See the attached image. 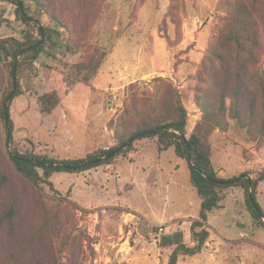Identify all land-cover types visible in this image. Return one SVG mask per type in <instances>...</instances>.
Listing matches in <instances>:
<instances>
[{
  "label": "rangeland",
  "instance_id": "374dc122",
  "mask_svg": "<svg viewBox=\"0 0 264 264\" xmlns=\"http://www.w3.org/2000/svg\"><path fill=\"white\" fill-rule=\"evenodd\" d=\"M39 1L64 27L55 25L42 12L35 13L50 36L37 59L19 70L22 94L12 105L14 133L7 146L0 115V171L8 175L19 199L20 236L35 223L38 209L32 206V191L13 170L7 150L15 147L20 152L31 150L55 158L82 157V142L76 148L63 146L66 129L82 137L83 124L92 118L100 132L101 103L108 112L109 128L123 105L130 102L128 84L151 90V80L157 76L168 78L181 93L189 132L200 115L193 100L199 84L196 74L225 14L220 0ZM31 9L36 11L34 4ZM23 28L15 19L14 5L0 2V39L19 38ZM98 56L102 58L100 69L84 83L89 61ZM260 65L264 68V59ZM8 83V68L0 61V100ZM51 89L66 92L61 97L69 109L66 124L57 126L55 117L39 111L37 97ZM140 101L137 99V103ZM27 108L37 114L39 125L31 132L25 129L22 118ZM74 109L82 115L74 116ZM89 141L88 149H93ZM208 142L212 164L226 175L247 171L256 176L264 170V137L250 141L234 121H229L225 132L214 130ZM112 143L108 135L107 142L100 146ZM133 145L134 156L128 159L119 156L113 165L87 173H54L50 177L54 190L41 185L44 208L58 204L64 215L53 236L35 244L33 252L38 257L47 259L53 254L62 264H166L172 247L162 246L160 236L178 228L181 222L184 241L190 243L187 220L197 216L199 203L189 182L187 162L176 155L173 145L159 152L157 143L149 137L137 139ZM257 200L264 211V179L258 182ZM221 203L223 206L212 210L206 221L210 237L220 250L213 253L206 247L193 257L194 263L264 264V228L253 222L242 193L237 197L225 194ZM159 226L163 230L156 236ZM64 237L66 245L61 248L58 240ZM7 246L3 234L0 261ZM179 264L192 262L181 260Z\"/></svg>",
  "mask_w": 264,
  "mask_h": 264
},
{
  "label": "trees",
  "instance_id": "16d2710c",
  "mask_svg": "<svg viewBox=\"0 0 264 264\" xmlns=\"http://www.w3.org/2000/svg\"><path fill=\"white\" fill-rule=\"evenodd\" d=\"M77 1L81 3L82 0ZM0 2L14 5L15 19L24 27L21 37L0 39V61L6 64L9 73L8 87L3 90L0 100L7 146V133L10 144L14 133L12 105L22 94L19 70L37 59L50 36L47 26L35 13L42 12L61 28L64 25L54 19L39 0ZM31 4L35 5V12ZM219 4L225 14L196 74L199 84L194 88L193 100L200 115L189 132L188 114L181 93L168 78L157 76L151 80V90L128 84L130 102L123 105L108 128L113 141L109 146L96 145L84 156L75 158H55L31 150L20 152L15 147L7 150L16 175L32 191V206L38 209V216L27 234L20 236L19 199L16 190L10 187L8 175L0 171V238L4 234L8 244L0 264H62L53 254L43 259L33 252L41 238L53 236L60 217L64 215L58 204L44 208L41 185L54 190L50 180L54 173L77 174L113 165L119 156L128 159L134 150V141L144 137L155 139L159 150L174 146L176 155L187 162L189 182L199 199L197 216L189 218L190 243L183 240L180 231L176 232V238L172 237L174 233L160 236L162 246L172 247L166 264L190 261L203 249L210 234L206 228L208 212L221 207L223 195L229 188H237L242 193L243 204L253 222L264 228V211L257 200V185L264 179V170L256 176L242 171L227 178L221 177L211 162L212 150L208 142L214 130L225 132L230 120L244 130L250 141L264 137V68L260 65L264 59V0H220ZM101 61V56L89 61V72L82 78L84 83L98 72ZM65 94L58 89L43 92L37 97L39 111L51 113ZM139 98L141 101L137 103ZM22 118L28 132L37 127V114L30 108L23 111ZM66 240V237L58 240L61 248L66 245Z\"/></svg>",
  "mask_w": 264,
  "mask_h": 264
},
{
  "label": "crops",
  "instance_id": "0c3cea01",
  "mask_svg": "<svg viewBox=\"0 0 264 264\" xmlns=\"http://www.w3.org/2000/svg\"><path fill=\"white\" fill-rule=\"evenodd\" d=\"M42 94V93H41ZM101 105H102V107L100 106V111H99V114L102 116V120H103V122H102V127H101V131L99 132V130L97 129V128H95L94 126H93V124H92V118L88 121H86L87 123H84L83 125H85L84 127H82L81 128V133H82V137L81 136H77L72 130H69V129H66V131H65V134H66V137H64L63 139L65 140V142H64V144H63V146H66V147H68V148H76V147H78L79 145H80V143L82 142L83 143V145H84V149H85V153L87 152V151H90L91 149H88V145H87V142L86 141H88V140H90L89 141V144H90V147H92V148H94V146H96V145H101V144H104V143H106L107 142V140H108V135H109V129H108V127L106 126V122L108 121V112H107V110H106V107L104 106V104L103 103H101ZM82 107H84L82 104H81V108ZM56 111V112H55ZM46 113V112H45ZM71 113L74 115V116H76V115H78V116H80V115H82L81 114V112L80 111H77V110H75L74 109V111H71ZM47 114H49V113H47ZM53 117H55L56 119H57V126H59L60 124H66L67 123V119H68V116H69V109L68 108H66V107H64V105L62 104V101H61V103H60V105H58L53 111H52V113H50ZM49 117V116H48ZM82 125V126H83ZM38 127H39V125H38ZM37 127V128H38ZM99 135V139L97 138V136ZM154 141H155V139H153ZM62 143V142H61ZM157 150L159 151V152H161V151H163V150H159L158 149V147H157ZM85 153H84V155H85ZM129 156L131 157V156H134V154L133 153H130L129 154ZM119 159V157L118 158H116L115 159V162L117 161ZM114 162V163H115ZM159 166V164L158 163H156V167H158ZM108 166H106V168H107ZM217 170H218V175L219 176H221V177H225V178H227V177H230V176H232V175H226V173L224 172V170H222V168L221 167H216V166H214ZM85 172V171H84ZM88 171H86V173H87ZM114 175L116 174L115 173V171H114V173H113ZM92 181V183L94 184V185H97L96 184V182H95V179H91ZM133 185H134V183H133ZM132 185V186H133ZM86 189H87V187H86ZM88 189H91L92 190V187H90V188H88ZM225 194H227V195H229V196H233V197H237L239 194H240V191L237 189V188H229V189H227L226 191H225V193H224V195ZM75 195H76V190L74 189L73 190V196H74V198H75ZM223 195V196H224ZM78 198H76V200H77ZM198 203H199V199H198ZM222 204V203H221ZM223 205H221V207H222ZM220 207V208H221ZM215 210V209H214ZM211 212V211H210ZM210 212H208V215H209V213ZM208 215H207V218H208ZM189 218H193V217H188V219ZM182 223L183 222H181V224H178V228L176 227V228H174V229H172L171 231H169V232H165V234H172V233H174V234H172L173 236V238H176L177 237V234H176V232H178V231H180L181 233H182V237H183V240H185V230L184 229H181V228H179V227H181L182 226ZM187 227H189V220H187ZM209 248V249H211L212 250V252L213 253H217L219 250H220V248L218 249L216 246H215V244H214V242H213V239L210 237V234H209V238H208V240L206 241V243H205V245H204V247H203V249L204 248ZM202 249V250H203ZM201 250V251H202ZM198 254V253H197ZM196 255V254H195ZM194 255V256H195ZM193 256V257H194ZM193 257L191 258V262H192V264H195L194 262H196L195 260L193 261ZM197 263V262H196Z\"/></svg>",
  "mask_w": 264,
  "mask_h": 264
},
{
  "label": "water",
  "instance_id": "95a60500",
  "mask_svg": "<svg viewBox=\"0 0 264 264\" xmlns=\"http://www.w3.org/2000/svg\"><path fill=\"white\" fill-rule=\"evenodd\" d=\"M7 100H8V98L5 99L4 106H5L6 102H7ZM7 120H8V118H7V115L5 113V122L6 123H7ZM166 129H168V128L166 127ZM8 143H9V134L7 133L6 144H8Z\"/></svg>",
  "mask_w": 264,
  "mask_h": 264
},
{
  "label": "built area",
  "instance_id": "2783aa9c",
  "mask_svg": "<svg viewBox=\"0 0 264 264\" xmlns=\"http://www.w3.org/2000/svg\"><path fill=\"white\" fill-rule=\"evenodd\" d=\"M264 220V218H263ZM163 230V228L161 226L158 227V231L156 232V236H160L161 231Z\"/></svg>",
  "mask_w": 264,
  "mask_h": 264
}]
</instances>
